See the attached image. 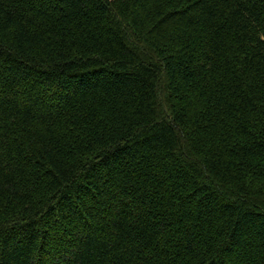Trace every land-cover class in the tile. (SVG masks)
Here are the masks:
<instances>
[{
    "label": "trees",
    "instance_id": "obj_1",
    "mask_svg": "<svg viewBox=\"0 0 264 264\" xmlns=\"http://www.w3.org/2000/svg\"><path fill=\"white\" fill-rule=\"evenodd\" d=\"M0 264H264V0H0Z\"/></svg>",
    "mask_w": 264,
    "mask_h": 264
}]
</instances>
